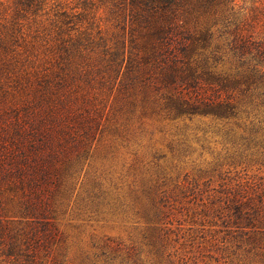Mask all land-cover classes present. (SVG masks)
<instances>
[{"label":"rangeland","instance_id":"obj_1","mask_svg":"<svg viewBox=\"0 0 264 264\" xmlns=\"http://www.w3.org/2000/svg\"><path fill=\"white\" fill-rule=\"evenodd\" d=\"M93 1V32L101 30L104 42L75 59L54 100L0 95V217L17 220L45 199L63 235L61 264H264L225 236L215 212L239 189L264 193V152L239 145L244 134L231 121L167 115L152 86L132 82L128 57L120 69L109 65L112 56L103 53L121 45L122 30L105 0ZM237 1L264 24V0ZM14 3L0 0V34ZM24 23L32 27L24 44L36 69L60 73L53 41L34 37L33 19ZM44 130L57 145L53 160L40 144Z\"/></svg>","mask_w":264,"mask_h":264},{"label":"trees","instance_id":"obj_2","mask_svg":"<svg viewBox=\"0 0 264 264\" xmlns=\"http://www.w3.org/2000/svg\"><path fill=\"white\" fill-rule=\"evenodd\" d=\"M103 3L123 36L121 45L103 53L112 56L109 65L120 69L128 57L126 69L132 82L152 86L167 115L231 121L244 134L239 145L264 152V24L255 14L237 0ZM14 4L9 24L0 34V95L17 90L28 100L32 93V101L51 102L55 87L63 89L67 83L64 73L78 65L75 59L104 42L101 30L95 35L90 20L96 3L79 0L70 7L48 0H15ZM30 18L37 25L34 37L43 34L53 41L49 50L60 73L49 68L39 71L30 60L24 44L32 30L24 21ZM125 40L130 42L127 49ZM47 131L40 144L50 147L53 160L57 145L53 132ZM48 175L44 170V177ZM39 200L28 204L17 220L0 217V264H61L56 249L63 242L62 232L49 220L52 205ZM220 202L215 212L225 236L264 263V193L253 197L242 188ZM161 214L157 208L158 217Z\"/></svg>","mask_w":264,"mask_h":264}]
</instances>
